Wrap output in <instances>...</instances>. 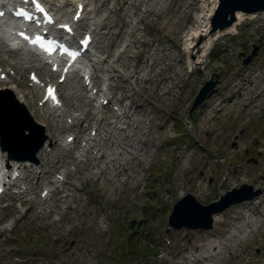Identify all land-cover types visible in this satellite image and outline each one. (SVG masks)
<instances>
[{
    "label": "rangeland",
    "instance_id": "obj_1",
    "mask_svg": "<svg viewBox=\"0 0 264 264\" xmlns=\"http://www.w3.org/2000/svg\"><path fill=\"white\" fill-rule=\"evenodd\" d=\"M85 1L91 3L89 8L94 10L92 12L99 21L95 22V27H99L100 31L94 39L97 48L104 46L98 49L99 55L106 57L108 53L115 54L127 45L126 38L119 37L115 27L121 17L129 25L128 30L135 25L142 40H153L152 47H143L141 40L129 55L136 59L140 53L139 59H142L141 55L144 54L139 69L141 80L134 87V93L144 103L142 109L151 112L158 126L151 142L143 143L150 150L140 173L127 178L131 171L129 169L122 182L118 180L113 185L104 178L99 181L84 179L80 184L76 166L69 157H63L62 167L53 170L48 180L58 178L65 169L71 170L72 180L93 198L92 209L87 208L84 214L66 212L62 215V222L55 227L51 225V220L59 219L61 215L51 212L50 216H43L38 205L23 217L36 199L41 200L39 197L44 195L42 190L48 187V180L41 187L37 186L34 195L26 196L27 204L13 198L15 194L2 199L0 264L8 261L15 264H191L185 250L190 243H206L207 231L212 230L224 241V230L233 231L237 227L247 229L245 240L240 243L234 241L231 245L234 248L230 251L225 249L216 264H264V224L251 231L245 225L244 218L246 213H257L260 220L264 219V51H260L249 65H243L239 58L242 43L249 45L257 42L261 36L257 32L256 38L253 37L249 24L255 25L262 19L242 23L237 26V34L220 37L205 65L191 68L184 52L183 35L194 25V14L200 12L203 0H145L155 9L165 5L163 14L160 11V18L154 13L146 16L143 12L145 4L139 5L142 7L139 14L134 13V6L143 0H128V8L123 15L115 11L121 0ZM52 2L58 5L55 6L57 16L62 20L68 19L74 11L75 7L69 0ZM90 17L85 13V19L81 22L84 27L92 21ZM102 24L110 31L108 38L102 35ZM262 48L264 50V45ZM11 54L9 57L0 52L1 58H7L9 63L17 62L19 54ZM147 60L154 61L155 66L151 68ZM9 63L4 62L1 67L14 77L2 80L6 82L0 83V87H9L10 83L20 80L25 84L30 104L40 108L43 89H39V94H34L29 75L35 72L43 82L50 81V77L40 74L33 66L25 68L19 64L22 68L19 71V67L16 69ZM161 63L167 65L169 73L156 75ZM117 67L122 69L119 63ZM98 74L101 75V72L98 71ZM209 74H219V88L215 90V95L209 96L189 113ZM161 79H165L164 86L171 88L174 97H165L164 91L157 88ZM216 79L213 77V80ZM64 92L66 86L62 84L61 93ZM109 93L113 96L112 102L103 104L105 110L99 112L106 118L109 106L119 109L115 105L118 102L115 97L122 94L120 89H113ZM62 101L67 105L66 99ZM26 108L31 111L30 106L26 105ZM41 113L42 110L38 112V118H33L44 126L47 136L45 144L49 146L54 137L47 130ZM133 117L136 120L139 114L134 113ZM93 123L92 118L84 122L81 131L87 127L84 134L97 138L98 132L94 134L90 131ZM122 127L125 125L122 124ZM70 132L59 127L56 137L65 139ZM114 133L117 134L118 130ZM38 160L40 162V158ZM9 162L11 167L16 163L29 164L13 160ZM126 166L129 167L128 164ZM242 184L260 188L261 193L253 200L232 205L218 213L223 219L222 225L214 221L213 228L207 231L174 229L168 225V216L174 204L187 194L208 205L218 200L221 194ZM116 188L120 198L115 193ZM54 202L53 196L49 205ZM100 206L102 210L95 213ZM68 217L72 218L70 223L66 222Z\"/></svg>",
    "mask_w": 264,
    "mask_h": 264
},
{
    "label": "bare ground",
    "instance_id": "obj_2",
    "mask_svg": "<svg viewBox=\"0 0 264 264\" xmlns=\"http://www.w3.org/2000/svg\"><path fill=\"white\" fill-rule=\"evenodd\" d=\"M15 1V0H11ZM50 2L51 0H45ZM75 4V10L77 9V4L81 0H70ZM143 1H139V4L134 6V13L139 14L142 10L140 4H145L146 16H150L153 13L157 14L158 18L161 17L160 11L162 14L165 11V5H162V8L155 9L152 6L148 5ZM217 0H203V3L200 7V12L194 14V25L189 27L188 30L184 33L183 39L185 42L184 52L187 57V63L191 68H197L198 66H204L207 57L211 53L215 44L222 36L218 34L214 37H207L203 42L198 44V39L202 35H206L209 28V18L215 9ZM129 1L121 0V3L117 6L116 12L121 13L122 15L126 12L128 8ZM89 8V6H88ZM84 10H88L84 8ZM73 18L69 19L71 22ZM2 25L6 21H0ZM119 24H116L115 27L118 29V36L126 38V46L124 50L117 52L115 54L108 53L106 57L98 55L93 48L88 51L91 55L89 62L84 63L82 67L78 68L75 71V75L72 77V81L66 86V92L63 93V97L67 101L66 108H47L45 111L48 112V115L43 117L46 121V126L50 134L54 137V142H52V147L50 150L42 148L39 155L41 157V162L38 166L33 165H20L19 168L23 173L21 180L26 184V188L18 194L14 195L15 199H19L22 204H27L26 196L30 194H35L38 190V187H41L45 180H48L49 176L53 173V170L62 167L63 157H69L74 165L76 166V173L78 175V180L80 184L84 179L99 181L101 178L110 184L122 179L125 172H129L127 178L133 176V174H139L141 167L145 164L146 154L149 152V146H144L143 143L147 141V144L151 142V137L157 128V123L155 117L151 112H145L142 107L144 103L139 101L134 93V87L138 85L141 80L139 76V69L143 63L144 54H142V59H139L140 53L137 54L136 59L131 58L129 52L135 46V44L140 43L142 38L138 34V28L134 25L131 30L127 29V22L125 18L122 17L118 20ZM94 23L89 24L88 30L91 33H96L98 28H93ZM79 27V23L76 24V29ZM107 28L104 24L101 25V28ZM6 30V29H5ZM87 30V31H88ZM0 28V33L2 32ZM233 29H230L228 32H233ZM6 33L9 35L10 32L6 30ZM110 31H105L103 33L104 38H108ZM207 36V35H206ZM73 41L74 38L71 37ZM114 41L111 44L114 45ZM143 47H152L153 40L148 39L142 40ZM6 40L4 36L0 34V51H6ZM16 48L23 49L22 46H17ZM99 49H103L104 46H99ZM10 51V50H9ZM22 54H27L29 57L26 60L19 58L20 62L12 63L10 65L17 67L18 64L23 65L25 68L31 66L34 60H38L31 52L23 50ZM11 52V51H10ZM19 51H15L16 54ZM24 57H26L24 55ZM148 61V65L153 68L155 66L154 61ZM5 59L1 60V63H4ZM117 63L122 66L120 70L117 67ZM22 66V67H23ZM44 68V66H42ZM41 68V69H42ZM19 71H22V68H18ZM159 72L156 75H162L163 73H169L168 67L165 63H161ZM79 70L84 71V75H89L91 79V89L98 87L99 98L100 97L108 98V100L113 98L110 95L109 91L113 89H120L122 94L119 97H115L118 101L121 110L120 112L108 109V116L103 117L98 112L94 113L93 109L101 111L103 106L100 104H92V101L95 100L93 97L87 94L88 85L81 83L79 80ZM102 72L100 76L98 74ZM1 73V72H0ZM55 74L52 72V75ZM84 78V76H83ZM149 80V79H148ZM165 79H161L157 84V88H161L164 92L165 97L172 96L175 94L171 93V88L164 86ZM162 85V87L160 86ZM25 84L20 80L14 83V86H9L11 91L17 96V98L25 103V105L31 107V115L34 117L38 116V110L34 107V104H30L28 100V93L24 89ZM32 86V85H31ZM32 88V87H31ZM156 88V90H157ZM35 94L39 91L38 86H34L32 89ZM102 99V98H101ZM117 104V103H116ZM150 107L151 105L147 103ZM43 110V109H42ZM134 113H138L139 117L135 120ZM66 114H69L67 117H72V123L67 124L64 121ZM95 121L93 129L98 130V137L91 138L90 136H84L83 142L84 145L78 151L77 156L71 152L69 149H75L77 146L72 147L67 142L69 136H66L65 140H60L56 137V133L59 127L66 129H71L72 126H79L84 121L89 119ZM122 124L125 127H122ZM115 130H118V133H114ZM60 140V142H59ZM1 149V146H0ZM0 160L4 164V171L7 169L9 162H7L5 155L1 153L0 150ZM136 162V163H135ZM125 164H128L129 167H125ZM6 168V169H5ZM13 171H17V168H13ZM82 171V173H80ZM64 181L58 179L48 180L50 188H48V194L46 197L41 198V202L36 199L35 203L30 205L29 211L26 212L23 217L27 214L33 212L37 205L40 207V213L43 216H50L51 212H55L61 215L59 219L51 220L52 226H58L62 222V215L66 212L75 213V214H84L86 209H92L93 198L86 192L81 185H77L75 181L72 180L73 172L69 169H65L62 172ZM37 179L36 183L33 181ZM3 180L5 182V187L7 185H16L17 183L14 179H11L9 182L6 180V175H3ZM127 180V179H125ZM124 180V181H125ZM139 180H137V184ZM47 189V187L45 188ZM115 193L120 198V193L117 188ZM84 194H87V197H84ZM183 194V193H182ZM55 197V202L53 205H49V202ZM101 206L98 209H95V213L101 211ZM246 219L245 225L250 228L251 231H255L259 227H262L264 224V219L260 220L257 213L253 215L246 213L244 216ZM72 221L71 217L66 219L67 223ZM215 224L222 225L223 219L217 214L214 216ZM99 224L98 221H96ZM225 239L224 241L220 240L217 233L212 231H207V242L203 244L190 243L189 247H186L185 250L188 251L186 256L189 259L191 264H216V260L222 258L224 250L233 249L234 241L240 243V241L245 240V235L247 234L246 228L237 227L235 230H224ZM229 243H231L229 245ZM87 250L88 246H84ZM1 257V256H0ZM6 264H15L13 261H8Z\"/></svg>",
    "mask_w": 264,
    "mask_h": 264
},
{
    "label": "water",
    "instance_id": "obj_3",
    "mask_svg": "<svg viewBox=\"0 0 264 264\" xmlns=\"http://www.w3.org/2000/svg\"><path fill=\"white\" fill-rule=\"evenodd\" d=\"M262 10H264V0H217L216 7L209 18L207 36L202 35L198 39V44L209 36L214 37L232 29L237 22L238 15L251 16L260 13ZM255 54L256 50L252 52V56ZM250 58L251 56L244 63H248ZM213 77L217 79L213 80ZM217 83L218 75H210L197 94L191 112L205 101ZM25 130H28L29 134H25ZM0 136L2 147L12 155L15 152L27 153L26 156L16 157L21 160H33L35 153L44 141L37 133L36 126L28 119L21 107L15 104L11 96L3 105H0ZM260 193L261 189H254L253 185L242 184L238 189L234 188L226 192L220 196L218 201L208 205L201 204L194 195L187 194L173 206L168 224L175 229L209 230L213 228V216L215 214L223 212L234 204L252 200Z\"/></svg>",
    "mask_w": 264,
    "mask_h": 264
},
{
    "label": "flooded vegetation",
    "instance_id": "obj_4",
    "mask_svg": "<svg viewBox=\"0 0 264 264\" xmlns=\"http://www.w3.org/2000/svg\"><path fill=\"white\" fill-rule=\"evenodd\" d=\"M258 41H259L260 49H261L262 46L264 45V34L261 35V37L259 38ZM254 45H255V43L252 42V43H251V46H254ZM242 47H243V49L245 50L244 53H245V54H248V51H249V48H250V47H248L247 44H244Z\"/></svg>",
    "mask_w": 264,
    "mask_h": 264
},
{
    "label": "snow or ice",
    "instance_id": "obj_5",
    "mask_svg": "<svg viewBox=\"0 0 264 264\" xmlns=\"http://www.w3.org/2000/svg\"><path fill=\"white\" fill-rule=\"evenodd\" d=\"M41 11H43V9L41 8ZM65 27H68L67 25H65ZM35 78V77H34ZM49 95L54 97V90L49 88Z\"/></svg>",
    "mask_w": 264,
    "mask_h": 264
}]
</instances>
